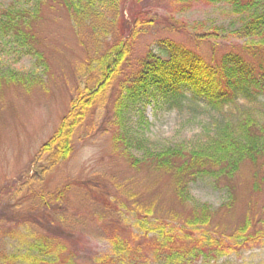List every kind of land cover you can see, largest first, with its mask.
I'll return each instance as SVG.
<instances>
[{
  "label": "rangeland",
  "instance_id": "1",
  "mask_svg": "<svg viewBox=\"0 0 264 264\" xmlns=\"http://www.w3.org/2000/svg\"><path fill=\"white\" fill-rule=\"evenodd\" d=\"M11 2L18 7L36 3L0 0V7ZM39 8L34 45L45 66L15 52L12 44H0V74L5 76L0 79V227L54 236L65 244L63 256L73 264H99L98 255L111 253L110 232L125 229L136 234L139 220L146 228L160 220L177 227L189 221L208 223L228 243L235 242L233 235L247 220L252 229L264 230V162L242 165L230 191L221 178L195 177L183 200L175 195L170 174L149 164L130 163L150 151L198 149L224 123L219 114L195 107L168 110L149 100L115 124L108 101L92 109L76 129L66 161H49L42 151L78 89L87 85L88 69L94 71L118 35L127 39L128 27L137 17L152 20L153 26L133 40L131 66L149 51L165 57L164 42L209 62L244 43L231 34L239 21L229 7L197 0H94L84 16L67 12L60 0H43ZM170 17L185 31H168L164 20ZM214 28L220 29L216 38L194 39ZM237 101V109L225 110L228 121L253 107L260 109L258 119L264 120L260 101L256 106ZM115 133L125 134L127 153L113 145ZM10 240L0 239V250H14L16 244ZM237 248L217 259L189 264H264V239Z\"/></svg>",
  "mask_w": 264,
  "mask_h": 264
},
{
  "label": "trees",
  "instance_id": "2",
  "mask_svg": "<svg viewBox=\"0 0 264 264\" xmlns=\"http://www.w3.org/2000/svg\"><path fill=\"white\" fill-rule=\"evenodd\" d=\"M16 1L28 3L33 0ZM35 1L33 6L18 7L11 2L7 7H0V44H12L15 52L34 57L37 63L45 66L43 55L34 45L33 28L43 0ZM60 1L74 16L87 15L94 4V0ZM197 1L224 4L230 8L239 21L231 34L244 41L241 47L207 62L196 53L164 42L165 57L149 51L131 66L128 61L133 40L153 26L152 20L137 17L133 26L128 27L127 39L122 33L118 35L117 40L102 52L94 71L88 69L87 85L78 89L77 98L72 101L62 124L43 146L42 151L49 161L63 162L69 158L74 132L92 109L101 108L110 101L117 124L144 102L155 100L168 110L195 107L219 114L224 122L198 149L150 151L143 154L140 161L130 162L132 166L149 164L157 171L170 174L174 193L181 200L188 196V182L195 177L221 178L227 182L230 191L231 180L242 165L256 166L259 161L264 162V120L257 116L260 109L253 107L243 111L232 121L225 115L226 109H237L239 99L249 105L260 101L264 109V0ZM164 23L170 32L185 31V26L172 17L166 18ZM211 31L195 34L194 39L216 38L220 29ZM2 77L5 76L0 74V79ZM112 141L127 153L125 134L115 133ZM254 185L258 183L255 181ZM44 206L48 208L49 205ZM136 226H140L136 234L132 230H112L109 234L111 253L98 255L95 261L99 264H189L200 258L217 259L229 252H237V247H244L252 240L264 239V230L252 229L249 220L233 235L234 243L218 236L208 223L199 225L189 221L177 227L160 220L146 228L139 220ZM14 228L0 227V239L8 238L16 244L10 253L0 250V264H73L63 256L65 244L54 236L33 231L22 233ZM203 228L205 231L197 235L196 231ZM24 234H28L26 239Z\"/></svg>",
  "mask_w": 264,
  "mask_h": 264
}]
</instances>
